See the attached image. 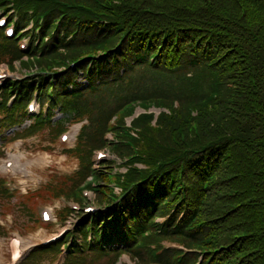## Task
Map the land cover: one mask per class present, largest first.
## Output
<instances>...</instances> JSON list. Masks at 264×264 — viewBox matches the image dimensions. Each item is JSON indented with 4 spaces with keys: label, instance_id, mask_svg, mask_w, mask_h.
Here are the masks:
<instances>
[{
    "label": "trees",
    "instance_id": "1",
    "mask_svg": "<svg viewBox=\"0 0 264 264\" xmlns=\"http://www.w3.org/2000/svg\"><path fill=\"white\" fill-rule=\"evenodd\" d=\"M14 8L18 28L34 22L39 39L26 62L0 31V60H20L31 78L4 88L18 95L11 108L0 105L3 121L23 124L35 92L48 111L22 137L50 130L54 138L87 120L75 182L95 148L83 135L94 128V144L106 146L119 119L122 141L112 144L131 164L115 178L122 195H108L109 205L119 200L114 214L78 229L87 246L75 240L67 264H115L123 254L161 264H264V0H16ZM137 107L163 110L155 124L153 114L132 123L139 138L123 126ZM55 110L63 119L52 120ZM94 176L112 183L111 173Z\"/></svg>",
    "mask_w": 264,
    "mask_h": 264
},
{
    "label": "rangeland",
    "instance_id": "2",
    "mask_svg": "<svg viewBox=\"0 0 264 264\" xmlns=\"http://www.w3.org/2000/svg\"><path fill=\"white\" fill-rule=\"evenodd\" d=\"M13 9H8L5 12H1V16L5 17L8 12ZM12 16V15H11ZM11 16L10 19L12 18ZM35 33L34 31H29L23 35H21L18 40L19 42L9 41L4 44L5 48L14 49L16 46L20 47V44H27V48L30 45V42L38 44V33L37 36L34 38L32 37ZM69 41L72 40L70 35H67ZM61 40L63 39L64 35H60ZM62 42V41H61ZM63 43V42H62ZM1 54V53H0ZM15 59V58H11ZM9 58H5L0 60V72L5 73L6 77L2 80L5 81V84L9 81H17L19 83H24L27 81L25 78L26 71L21 68L19 61L14 63L15 69L11 70L6 66V62H9ZM83 83L81 78H77L76 82ZM1 89V87H0ZM16 96V91L12 92L10 95L5 96L4 100L12 101L13 97ZM40 107L37 105L36 107V114L39 113ZM57 116V117H56ZM56 118L59 119L61 116L56 113ZM29 115L26 117L28 118ZM3 116L0 115V164L8 159H11L13 155L17 153L16 146L19 144V154L24 155H38V154H49L50 156H54L58 159H63V164H52V165H39L34 168V171L37 175L40 176L39 180L36 183H29L28 185H21V181L18 180L20 174H16L14 177H6L0 173V189L2 190V196H0V264H6L5 258V250L6 245L9 243V239L14 237V235H19L23 241H28L31 239L29 237L33 236L32 239L35 237H39L38 240H34L30 245L23 244L24 252L26 249L28 250L31 247V251L35 248V246L39 245L44 241L45 238L56 234L60 229L69 228L71 231L75 229V224L81 223L82 218L86 216L83 210L81 211H74L72 216L69 220H61V211L67 206L72 207L78 204L77 203H67L66 200L63 199H53V194L48 191L47 184L49 182H55L59 180V177L69 176L75 171L78 170L79 162L78 160L72 156L67 151L74 147L75 141L72 142L71 145H67L62 147L60 142L61 133L57 138L53 139L50 135V130H43L42 133L30 138V139H19V135L14 134L13 130L11 129V125L9 122L3 121ZM34 117L32 118V120ZM128 119L125 120V124L123 126L126 127ZM155 124V122H153ZM111 125L117 127L118 129L112 133H105V138H107L109 144L107 147L111 150L112 154L116 155V157L110 154L109 158L101 161H96V167H98L100 176L101 174L111 173L112 175V183L109 181L108 177H102L97 180V185L93 188H85L84 190H88L86 192L88 196L86 197V201L82 200L79 201L81 207H102L109 204L108 195L111 194L110 190L112 188H116V181L115 178L118 174H124L127 167L131 164L127 160V156L123 154H119L117 152V147L120 148L121 152L125 149L120 146H114L113 144H117L116 140L122 141L120 134L121 126L119 125V119H114L111 121ZM73 126V127H72ZM74 125H70L67 128V133L69 134ZM81 133V132H80ZM78 134V133H77ZM76 134V135H77ZM96 129L91 128L89 129L83 136L82 143L86 139H90L93 147H99L101 144H94L93 139L96 137ZM130 134H132L135 138H139V133L137 130L130 129ZM80 135V134H79ZM82 136V137H83ZM79 137V136H78ZM81 137V138H82ZM81 139L79 140V142ZM113 142V144H112ZM120 145V144H117ZM108 153V152H106ZM13 160V159H12ZM137 165L139 162H136ZM83 165L86 166V162H83ZM142 166V165H141ZM71 168H73L71 170ZM7 180L6 184L2 183V180ZM105 179V180H104ZM89 182H87L84 176H81L79 179L80 186H89ZM7 188L8 192L11 190L12 196L7 197L4 196V189ZM28 208V209H27ZM43 210H49V212L53 216V221L49 224H38L36 219H41V213ZM29 213V214H28ZM80 221L77 218H80ZM64 219V218H63ZM41 227H46L47 229H41ZM70 231V232H71ZM68 233L63 237L65 238ZM11 237V238H10ZM78 239L80 238V234L77 236ZM80 243H77L79 246H87L84 239H79ZM163 246H169L167 240L162 241L161 243ZM61 247L57 248L58 251H62ZM28 254V253H27ZM162 254L170 255L171 252L166 250L162 252ZM51 253L48 255H44L41 253V263L40 264H48L49 259L51 258ZM60 256V255H59ZM107 257H102L100 260L101 263H105L111 257L110 255H106ZM124 264H161L157 262H151L150 258L144 255V260L141 261L139 259H133L132 257H122ZM78 264H87V262H83L81 260L78 261Z\"/></svg>",
    "mask_w": 264,
    "mask_h": 264
},
{
    "label": "bare ground",
    "instance_id": "3",
    "mask_svg": "<svg viewBox=\"0 0 264 264\" xmlns=\"http://www.w3.org/2000/svg\"><path fill=\"white\" fill-rule=\"evenodd\" d=\"M78 131H79V126H76L72 130V132L70 133L71 139L68 140L66 145L72 144V140H73L74 136L78 133ZM61 145H63V144L61 143ZM16 148H17V153L15 155H13L10 160H7V161H11L13 159L15 164H13L12 162L8 163L7 161L2 162L0 164V173L1 174L8 173L12 177H14L16 174H20V177L18 178V180L21 181V185H25V184L28 185L29 183H36L39 180L40 176L35 173V171H34L35 167H37L39 165H44V164L45 165H47V164L52 165L55 163H58L61 165L63 164V159L55 158L54 156H50L49 154H38V155H32V156L31 155H24V154L18 153L19 144L16 146ZM72 169L73 168H71V170ZM39 237H35L34 239H32L33 236H31V237H29L31 239H28V242L32 243L34 240H38ZM50 237H47V239H49ZM5 258H6V264H10L11 260L9 258V250L7 247L5 250Z\"/></svg>",
    "mask_w": 264,
    "mask_h": 264
},
{
    "label": "snow or ice",
    "instance_id": "4",
    "mask_svg": "<svg viewBox=\"0 0 264 264\" xmlns=\"http://www.w3.org/2000/svg\"><path fill=\"white\" fill-rule=\"evenodd\" d=\"M0 23H3V21H2V20H0Z\"/></svg>",
    "mask_w": 264,
    "mask_h": 264
}]
</instances>
